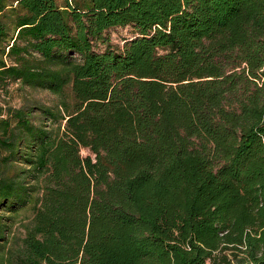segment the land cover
Returning <instances> with one entry per match:
<instances>
[{
  "label": "trees",
  "instance_id": "16d2710c",
  "mask_svg": "<svg viewBox=\"0 0 264 264\" xmlns=\"http://www.w3.org/2000/svg\"><path fill=\"white\" fill-rule=\"evenodd\" d=\"M0 264H264V0H0Z\"/></svg>",
  "mask_w": 264,
  "mask_h": 264
},
{
  "label": "rangeland",
  "instance_id": "374dc122",
  "mask_svg": "<svg viewBox=\"0 0 264 264\" xmlns=\"http://www.w3.org/2000/svg\"><path fill=\"white\" fill-rule=\"evenodd\" d=\"M136 34L135 29L132 25H124V26H112L105 30V38L114 48L120 47L126 40V38L133 37ZM97 49H103L105 43L97 42ZM66 95L71 100L72 95L70 92L69 87H66ZM33 97L38 102H43L46 104H54L57 103L59 100V96L49 90H42V89H29L26 88L25 90L22 89H15L12 92L11 97L9 98L10 102L15 105H19L23 101V94ZM81 154L89 153V149L82 147ZM30 211L29 210H21L17 220L11 227L10 233V248H15L18 244H20V239L24 234V224L29 222L30 220ZM8 249V250H9Z\"/></svg>",
  "mask_w": 264,
  "mask_h": 264
}]
</instances>
